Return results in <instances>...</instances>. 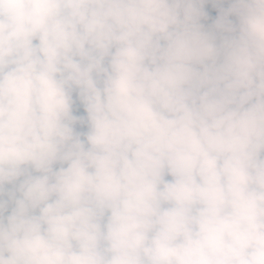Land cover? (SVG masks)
I'll return each instance as SVG.
<instances>
[{
    "label": "clouds",
    "instance_id": "9594fccd",
    "mask_svg": "<svg viewBox=\"0 0 264 264\" xmlns=\"http://www.w3.org/2000/svg\"><path fill=\"white\" fill-rule=\"evenodd\" d=\"M0 264H264V0H0Z\"/></svg>",
    "mask_w": 264,
    "mask_h": 264
}]
</instances>
